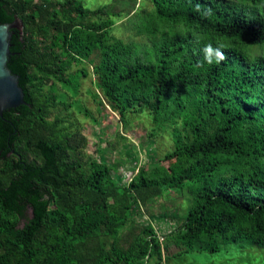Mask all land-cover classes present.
<instances>
[{
    "label": "trees",
    "instance_id": "1",
    "mask_svg": "<svg viewBox=\"0 0 264 264\" xmlns=\"http://www.w3.org/2000/svg\"><path fill=\"white\" fill-rule=\"evenodd\" d=\"M151 1L135 16L154 37L145 44L113 35L121 12L107 5L0 0V23L22 22L8 67L27 101L0 115V264H165L152 224L129 241L121 232L137 207L171 191L190 194L176 256L205 262L225 245L264 247V0ZM207 44L226 59L206 63ZM95 49L96 85L123 124L148 114L151 136L174 137V149L128 182L84 159L87 137L51 114L77 94L86 70H70Z\"/></svg>",
    "mask_w": 264,
    "mask_h": 264
},
{
    "label": "rangeland",
    "instance_id": "2",
    "mask_svg": "<svg viewBox=\"0 0 264 264\" xmlns=\"http://www.w3.org/2000/svg\"><path fill=\"white\" fill-rule=\"evenodd\" d=\"M82 2L91 8L107 5L121 12L112 30L113 35L128 42L152 43L154 37L140 32L135 23L138 12L153 9L151 0ZM100 57V50L95 49L86 62L71 68L72 73L79 68L86 70L85 74L79 76L77 94L68 93L67 101L52 107L51 114L52 118H63V124L69 126V130H79L87 137L86 146L81 152L84 159L91 156L104 161L115 169L122 182H128L140 167L159 163L166 152L174 149V137L171 129L151 136L153 122L148 114L132 116L130 123L123 124L119 114L96 85L97 75L93 72V67ZM57 86V95L65 91L61 82H57ZM78 103L87 108L96 121L81 112L77 107ZM189 200L190 194L187 192L171 191L167 197L160 196L146 206L137 207L121 236L129 241L142 226L152 224L158 239L167 244L164 252L169 259L165 264H264V247L257 245H225L224 252L213 255L205 262L190 255L176 256L182 247L174 242L172 236L185 219L190 206Z\"/></svg>",
    "mask_w": 264,
    "mask_h": 264
},
{
    "label": "water",
    "instance_id": "3",
    "mask_svg": "<svg viewBox=\"0 0 264 264\" xmlns=\"http://www.w3.org/2000/svg\"><path fill=\"white\" fill-rule=\"evenodd\" d=\"M22 22L16 19L13 22L0 23V115L4 110L16 108L26 104L25 92L20 85V76L8 67L11 55L12 29L21 27Z\"/></svg>",
    "mask_w": 264,
    "mask_h": 264
},
{
    "label": "clouds",
    "instance_id": "4",
    "mask_svg": "<svg viewBox=\"0 0 264 264\" xmlns=\"http://www.w3.org/2000/svg\"><path fill=\"white\" fill-rule=\"evenodd\" d=\"M204 61L209 65L220 62L226 59L225 52L223 51V46L214 47L212 44H207L204 49Z\"/></svg>",
    "mask_w": 264,
    "mask_h": 264
},
{
    "label": "flooded vegetation",
    "instance_id": "5",
    "mask_svg": "<svg viewBox=\"0 0 264 264\" xmlns=\"http://www.w3.org/2000/svg\"><path fill=\"white\" fill-rule=\"evenodd\" d=\"M14 150L12 149L11 151H9V152H7L8 153V155H14V156H19V157H21V155L20 154H18V153H14L13 152ZM0 155H1V153H0ZM31 211V210H30Z\"/></svg>",
    "mask_w": 264,
    "mask_h": 264
}]
</instances>
